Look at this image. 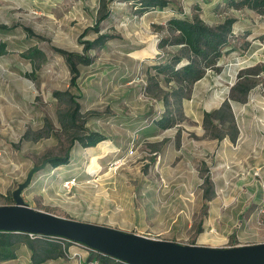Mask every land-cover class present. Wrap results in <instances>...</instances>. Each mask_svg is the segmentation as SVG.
<instances>
[{
  "label": "rangeland",
  "instance_id": "1",
  "mask_svg": "<svg viewBox=\"0 0 264 264\" xmlns=\"http://www.w3.org/2000/svg\"><path fill=\"white\" fill-rule=\"evenodd\" d=\"M211 1L169 0L162 10L141 13L132 2L109 0L110 15L96 32L99 0H0V24L8 27L0 29L7 44L0 55V205L13 204L18 184L45 162L21 193L32 208L181 244L219 246L210 238L215 235L224 246L255 239V233L264 239L256 215L264 195V164L258 165L264 158V72L254 76L257 84L246 102H230L238 133L239 125L246 133L235 143L225 137L223 153L229 148L231 162L225 156L216 167L219 140L202 126L203 112L228 98L240 72L249 76L252 67L264 64V19L245 7L242 14L226 5L213 10L222 0ZM195 15L210 25L235 18L231 50L182 101V122L161 130L152 119L164 111L160 94L172 83L155 75L153 66L179 48L157 44L168 35V18ZM242 16L246 24L240 26ZM104 32L117 37L89 50L90 64H78V92L69 86L65 58L53 47L82 53V40ZM30 47L45 54L36 67L21 56ZM54 91L77 96L82 116L72 129L59 118L71 109L67 97H54ZM86 131L106 139L90 147L72 142L75 133ZM25 132L42 136L21 139ZM65 154L67 164L51 166L49 158ZM206 175L218 192L217 206L229 200L231 217L208 213L202 197Z\"/></svg>",
  "mask_w": 264,
  "mask_h": 264
},
{
  "label": "trees",
  "instance_id": "2",
  "mask_svg": "<svg viewBox=\"0 0 264 264\" xmlns=\"http://www.w3.org/2000/svg\"><path fill=\"white\" fill-rule=\"evenodd\" d=\"M129 1L135 4L141 13L151 9L162 10L168 6L169 0H119ZM109 0H99L98 16L95 19L93 30L98 32L102 21L110 15L108 7ZM221 5L227 8H247L259 15L264 16V0H222ZM235 18L225 17L221 22L210 25L199 15L193 18L172 16L166 20V30L168 35L162 36L157 44L159 48L165 46H177L179 49L175 53L159 61L153 66L155 75H162L166 83H172L167 91H161L160 100L164 107L162 114L157 115L153 120L156 128L165 130L174 127L182 122L183 110L182 101L187 99L192 91L193 85L202 79L210 69L217 70L219 60L231 50L230 38L233 36V25ZM0 29L7 30L8 27L0 24ZM28 34H32L29 28H25ZM86 33V32H85ZM117 35L107 32L99 33L92 40H82L83 52L68 51L62 48L53 47V50L65 58L68 64L71 77L69 86L74 87L78 92L77 78L79 76L78 64H90L92 58L87 54L89 50L102 48L106 43L116 38ZM7 53V44L0 40V55ZM21 56L28 59L34 67L37 63L45 60L44 52L37 47H30ZM183 60H185L183 62ZM33 72V70H32ZM264 72V64L254 66L248 74L243 71L238 75L237 81L230 88L228 98L219 107L212 111H204L202 126L210 138L222 140L228 138L234 143L238 136V127L230 102L236 101L244 103L250 90L257 84L255 75ZM252 76V77H251ZM158 86V84H157ZM54 97H67V102L71 106L70 110L60 111L59 118L62 126L72 129L77 125L78 119L82 116L80 103L77 96L70 91H54ZM79 95V94H78ZM29 132H25L21 139L37 140L42 135L38 134L29 137ZM106 137L97 131H86L82 134L74 135L75 140L82 147L95 146L105 140ZM68 154L63 156H53L49 158L52 167L67 164ZM205 186L202 187V197L208 201L215 195L214 185L210 177H204ZM26 245L31 252L30 259L35 264H40L48 259L64 257V252L69 242L58 237L33 235L12 231H0V262L16 258L20 246ZM110 258L105 257L104 262L110 264Z\"/></svg>",
  "mask_w": 264,
  "mask_h": 264
},
{
  "label": "water",
  "instance_id": "3",
  "mask_svg": "<svg viewBox=\"0 0 264 264\" xmlns=\"http://www.w3.org/2000/svg\"><path fill=\"white\" fill-rule=\"evenodd\" d=\"M44 166L45 162L29 170L13 191V204L0 205V231L80 242L129 264H264V242L233 246L181 244L32 208L21 193Z\"/></svg>",
  "mask_w": 264,
  "mask_h": 264
},
{
  "label": "crops",
  "instance_id": "4",
  "mask_svg": "<svg viewBox=\"0 0 264 264\" xmlns=\"http://www.w3.org/2000/svg\"><path fill=\"white\" fill-rule=\"evenodd\" d=\"M214 2H217V1L216 0L215 1H211V3H214ZM220 5L221 4H219V3H214V5L212 7L213 10L218 9ZM237 10L239 11V9H237ZM246 11H251V10L247 9ZM239 12H241V14H242V11H239ZM256 16H259L260 18L264 19V16H262V15L256 14ZM254 18H255V16H254ZM243 19L244 18L242 16L241 20H240V24H238V25L242 26V25L246 24V22L242 21ZM234 23H237L236 20H235ZM233 32H234V30H233ZM239 124L240 123L238 121V125ZM239 128H240V134L238 133L239 136L237 138L242 141L243 136L246 135V133L242 132V129H241L240 125H239ZM245 128H246V126H245ZM210 144L211 143L208 142L209 146H211ZM236 146H237V147H235L236 149L239 148V147H242L243 146V142H242V144L240 146L238 144ZM217 147H218V150H216V152L214 154V158H215L216 163H217L216 167L222 165L221 162L223 161V158L225 156L227 157V162L228 161L231 162L232 154H231L229 148H228V150H226V151H228V153H226V155L223 153L224 149L227 147V143H225V138H223L222 140L218 141ZM234 161L235 160H233L232 162H234ZM258 162H259L258 165L259 164H264V158L263 157H259ZM258 169H259V166H258ZM217 198H218V192L215 190L214 197L212 199L208 200V201L205 200V202H207V204H208L207 211L210 214V216L213 215L214 217L219 218V219L228 218L229 216L231 217L230 213L232 211L231 212L227 211V207H228L227 203L229 202V200L224 199L222 201L223 203L221 202L223 205L220 204V206H217V203H219ZM261 202H262V199H261ZM260 205H261V203H260ZM260 205L258 206L257 211H256V215H257L258 218H259L258 209H259ZM242 212H243V210H239L236 213L237 217H241L242 218V216H243V215H241ZM259 223H260V225H263L261 222H259ZM255 235L257 237L255 239H253V237L251 239H243V238L240 239V241L237 243V245L238 244H252V243L264 242V239H260L261 237L258 235V233H255ZM210 238H211L212 241L219 243L220 244L219 246H224V242H225L224 238H222L220 236H217V235L212 236ZM65 252H66V254L64 255V257H59V258H56V259H48L45 262L40 263V264H78L79 257L83 258V257H85L87 255V253L85 251H83L80 248L75 247L73 245H67V247L65 249ZM74 252L78 253L79 256L71 257L70 254L74 253ZM30 256H31V252L28 249V247L26 245H22V246H20V248L17 251L16 258L11 259V260L2 261V262H0V264H35V263H33L31 261Z\"/></svg>",
  "mask_w": 264,
  "mask_h": 264
},
{
  "label": "built area",
  "instance_id": "5",
  "mask_svg": "<svg viewBox=\"0 0 264 264\" xmlns=\"http://www.w3.org/2000/svg\"><path fill=\"white\" fill-rule=\"evenodd\" d=\"M258 216L260 218V222L262 224H264V195L262 197V202L261 205L258 209ZM34 234H29L30 237H33ZM65 240V239H64ZM69 245H73L75 247L80 248L81 250L85 251L87 253V255L83 258L79 257L78 260V264H107L106 262H104L105 257L110 258V264H129L127 262L121 261L119 259L107 256L95 249H92L88 246H86L85 244H82L80 242H75V241H69ZM66 254V252H64V255ZM71 257H75V256H79L78 253L74 252L70 254Z\"/></svg>",
  "mask_w": 264,
  "mask_h": 264
}]
</instances>
